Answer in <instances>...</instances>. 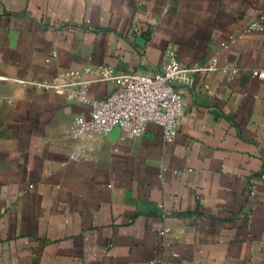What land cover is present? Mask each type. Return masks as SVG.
<instances>
[{
    "label": "crops",
    "instance_id": "crops-1",
    "mask_svg": "<svg viewBox=\"0 0 264 264\" xmlns=\"http://www.w3.org/2000/svg\"><path fill=\"white\" fill-rule=\"evenodd\" d=\"M170 53L239 68L230 82L217 70L178 85L171 142L153 123L79 141L88 108L40 85L89 64L153 74ZM254 70H264V0H0V264H264ZM115 88L98 81L89 93ZM87 144L91 158L74 160Z\"/></svg>",
    "mask_w": 264,
    "mask_h": 264
},
{
    "label": "built area",
    "instance_id": "built-area-1",
    "mask_svg": "<svg viewBox=\"0 0 264 264\" xmlns=\"http://www.w3.org/2000/svg\"><path fill=\"white\" fill-rule=\"evenodd\" d=\"M257 27L258 22L254 21L247 31ZM49 61L47 58L46 62ZM217 70H221L230 82L239 68L227 64L220 67L217 58L209 66L198 63L184 66L175 54L170 53L164 67L153 74L119 73L111 65L89 64L82 70L58 72L49 82L40 85L88 108L89 115L79 116L74 122L73 135L79 141L99 140L116 128L128 136H140L148 124L153 123L162 128L165 140L171 142L177 136L184 111V99L178 85H193L196 73ZM253 74L264 77V70H254ZM98 81H111L116 88L104 98H94L89 88ZM93 151L94 147L87 144L73 152L72 158L89 160ZM251 194H255L254 190ZM172 254L179 256L176 251Z\"/></svg>",
    "mask_w": 264,
    "mask_h": 264
}]
</instances>
